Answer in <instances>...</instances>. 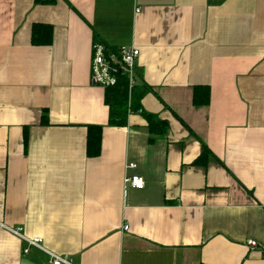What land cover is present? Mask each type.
Segmentation results:
<instances>
[{"label": "crops", "instance_id": "0c3cea01", "mask_svg": "<svg viewBox=\"0 0 264 264\" xmlns=\"http://www.w3.org/2000/svg\"><path fill=\"white\" fill-rule=\"evenodd\" d=\"M95 43L139 51L124 127L90 82ZM0 221L72 264H264V0H0ZM25 247L0 229V264H50Z\"/></svg>", "mask_w": 264, "mask_h": 264}, {"label": "built area", "instance_id": "2783aa9c", "mask_svg": "<svg viewBox=\"0 0 264 264\" xmlns=\"http://www.w3.org/2000/svg\"><path fill=\"white\" fill-rule=\"evenodd\" d=\"M139 9H136V12ZM139 56V51L133 45L120 46L115 50L105 48L100 44H93L90 63V82L94 86H99L103 89H109L117 84L118 78L124 77L128 83V104L130 103L131 90L136 85V60ZM140 112V111H139ZM127 169H134V164H129ZM124 183L133 189H142L144 180L138 175H133L124 178ZM0 229L5 230L10 235L17 237L26 243L23 253L26 254L29 248L35 247L42 250L50 257V264H72L69 259L62 258L54 253L46 250L42 245V240L36 237H26L22 227H11L0 221ZM124 231L128 230V226L123 227ZM251 247H255L254 241H249Z\"/></svg>", "mask_w": 264, "mask_h": 264}, {"label": "trees", "instance_id": "16d2710c", "mask_svg": "<svg viewBox=\"0 0 264 264\" xmlns=\"http://www.w3.org/2000/svg\"><path fill=\"white\" fill-rule=\"evenodd\" d=\"M56 0H34L35 4L46 5L52 4ZM52 28L44 25H34L31 30V44L34 46L50 45L52 41ZM200 88H195L193 92V103H207L209 92L202 88V95L199 92ZM128 83L124 77L118 78L117 84L105 90V104L108 107L109 117L108 125L112 127H124L127 124V116L130 112H136L139 109V101L142 99L145 90L137 85L131 90L130 103L128 104ZM148 128L153 134H163L165 132V123L158 120L152 115L143 114ZM101 126L90 125L87 127V155L96 157L100 153L101 143Z\"/></svg>", "mask_w": 264, "mask_h": 264}]
</instances>
